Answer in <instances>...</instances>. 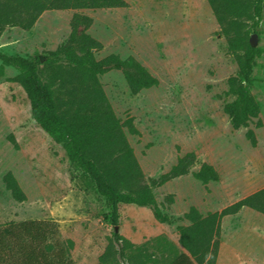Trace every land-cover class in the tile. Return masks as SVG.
I'll return each mask as SVG.
<instances>
[{
	"label": "rangeland",
	"instance_id": "374dc122",
	"mask_svg": "<svg viewBox=\"0 0 264 264\" xmlns=\"http://www.w3.org/2000/svg\"><path fill=\"white\" fill-rule=\"evenodd\" d=\"M125 8L78 10L92 19L87 33L102 45L96 60L114 54L134 57L158 80V85L131 95L120 71L98 77L115 115L133 119L139 135L126 133L146 178H156L192 152L212 165L218 182L206 185L186 175L154 189L156 202L169 223L156 221L147 208L118 206L117 232L131 244L164 236L177 244V227L189 207L202 215L218 212L264 188V4L254 45L261 50L252 73L251 93L260 105L258 119L232 130L223 96L236 65L226 53L225 40L206 0H124ZM74 11H45L23 31L6 27L0 50L8 55H47L65 43ZM17 72L0 62V230L28 220L54 222L61 242L70 239L72 264H97L111 244L109 207L93 185L80 176L63 149L30 118L22 88L10 79ZM252 129L257 144L245 139ZM15 146L13 145V143ZM10 172L25 201L17 203L5 190L2 177ZM71 174L74 179L71 180ZM172 196L169 205L166 197ZM216 264H264V216L243 208L220 223ZM115 247V245H114ZM119 264H127L118 259Z\"/></svg>",
	"mask_w": 264,
	"mask_h": 264
},
{
	"label": "trees",
	"instance_id": "16d2710c",
	"mask_svg": "<svg viewBox=\"0 0 264 264\" xmlns=\"http://www.w3.org/2000/svg\"><path fill=\"white\" fill-rule=\"evenodd\" d=\"M217 23V35L226 43V53L236 65L228 77L223 96L232 130L247 128L253 121L256 129L260 105L251 93L252 73L261 56L251 43L262 20L264 0H206ZM124 0H0V34L6 27L30 30L45 11H74L69 21V34L62 45L47 55H8L0 50V62L17 74V83L29 102L30 118L59 145L76 172L88 180L109 207L107 214L113 226L112 242L97 264H216L220 223L225 216L236 215L247 208L264 216V188L243 197L218 212L202 215L189 207L177 227V244L164 236L135 246L122 237L118 225V206L147 208L159 223H169L154 196V189L186 175L199 183L218 182L219 174L207 163L198 164L194 153L177 157L170 169L156 178H146L130 147L126 133L139 135L132 118L116 117L98 77L110 70L120 71L131 95L156 87L158 80L134 57L125 59L111 54L96 60L94 52L102 45L87 30L92 19L76 11L125 8ZM245 139L251 147L257 144L255 133L247 129ZM15 146L14 142H12ZM74 176L71 174V180ZM5 190L17 203L25 201L14 176L2 177ZM172 204L171 195L166 197ZM57 228L52 221L28 220L9 223L0 230V264H72L73 242L55 239ZM115 245V247H114Z\"/></svg>",
	"mask_w": 264,
	"mask_h": 264
},
{
	"label": "water",
	"instance_id": "95a60500",
	"mask_svg": "<svg viewBox=\"0 0 264 264\" xmlns=\"http://www.w3.org/2000/svg\"><path fill=\"white\" fill-rule=\"evenodd\" d=\"M255 36V34H252L251 35V43L254 45V43H253V37ZM115 230H117V227H115Z\"/></svg>",
	"mask_w": 264,
	"mask_h": 264
},
{
	"label": "crops",
	"instance_id": "0c3cea01",
	"mask_svg": "<svg viewBox=\"0 0 264 264\" xmlns=\"http://www.w3.org/2000/svg\"><path fill=\"white\" fill-rule=\"evenodd\" d=\"M36 23V22H35Z\"/></svg>",
	"mask_w": 264,
	"mask_h": 264
}]
</instances>
